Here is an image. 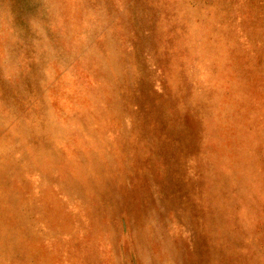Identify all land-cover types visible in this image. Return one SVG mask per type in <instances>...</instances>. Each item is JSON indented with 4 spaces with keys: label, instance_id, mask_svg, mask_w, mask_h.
<instances>
[{
    "label": "rangeland",
    "instance_id": "374dc122",
    "mask_svg": "<svg viewBox=\"0 0 264 264\" xmlns=\"http://www.w3.org/2000/svg\"><path fill=\"white\" fill-rule=\"evenodd\" d=\"M0 264H264V0H0Z\"/></svg>",
    "mask_w": 264,
    "mask_h": 264
}]
</instances>
